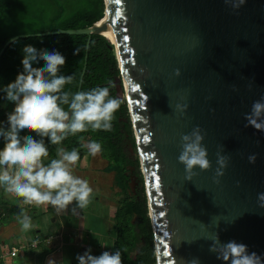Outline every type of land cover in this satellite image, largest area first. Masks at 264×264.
Returning a JSON list of instances; mask_svg holds the SVG:
<instances>
[{
	"label": "water",
	"instance_id": "95a60500",
	"mask_svg": "<svg viewBox=\"0 0 264 264\" xmlns=\"http://www.w3.org/2000/svg\"><path fill=\"white\" fill-rule=\"evenodd\" d=\"M102 2L103 15L89 26L15 35L0 55L17 38L83 34L86 50L91 34L103 36L116 57L115 90L133 134L155 264H228L210 251L217 238L264 260V132L245 119L264 97V0L238 9L233 0ZM197 126L211 167L186 178L181 135ZM217 153L227 158L222 169Z\"/></svg>",
	"mask_w": 264,
	"mask_h": 264
},
{
	"label": "clouds",
	"instance_id": "9594fccd",
	"mask_svg": "<svg viewBox=\"0 0 264 264\" xmlns=\"http://www.w3.org/2000/svg\"><path fill=\"white\" fill-rule=\"evenodd\" d=\"M245 0H233L232 7L238 9ZM21 71L15 79L7 83L2 91L4 99L13 105L7 114V125H0V187L7 194L21 199L25 205H50L57 213L85 209L91 203L93 189L86 179L74 175L73 169L80 160L79 151L57 147V158L45 164L49 156L45 139L52 145L78 133L89 131H111L115 113L119 110L121 100L110 95L109 87H94L89 90L71 92L65 86L73 81L72 75H62L61 69L66 58L57 50L38 49L32 44L22 47ZM75 49L73 55H77ZM43 66H40V65ZM179 75V70L176 71ZM182 113L187 105L177 104ZM247 125L264 132V97L254 101L251 111L245 115ZM22 133H32L24 134ZM38 137V138H37ZM203 135L197 126L188 134L181 135L178 161L184 165L186 178H191L194 168L208 170L207 149L202 145ZM81 147L95 157L101 150L99 142H84L80 137ZM249 162L255 156H249ZM217 163L222 169L227 158L217 153ZM216 175H223L217 169ZM260 206L264 207V193L258 194ZM23 231L33 225L31 217L21 208L17 216ZM217 253V258L228 264H264L261 256L249 253L244 244L229 241L220 244L218 238L210 248ZM78 264H122L121 251H103L92 255L87 250L77 255ZM189 264H199L193 259Z\"/></svg>",
	"mask_w": 264,
	"mask_h": 264
},
{
	"label": "trees",
	"instance_id": "16d2710c",
	"mask_svg": "<svg viewBox=\"0 0 264 264\" xmlns=\"http://www.w3.org/2000/svg\"><path fill=\"white\" fill-rule=\"evenodd\" d=\"M102 15V0H0V47L15 35L84 28ZM86 37L83 34L28 36L17 38L4 49L0 55V125H7V114L13 108L4 99L2 89L21 71V50L26 44L49 51L55 49L66 58L60 74L72 75L73 81L65 86V90L77 92L80 80L78 91L97 86L109 87L110 95L119 98L115 90L118 69L111 44L103 36L91 34L85 50ZM75 49L78 50L77 55H73ZM119 99L121 105L115 113L111 131L93 132L89 129L76 136L70 135L60 145H52L45 139L49 156L44 163L57 158V147L68 151L76 148L82 158L86 151L81 147L80 137H83L84 142H99L102 150L98 155L106 162L101 171L112 173V185L117 188L116 194L120 196V203L114 208L111 217L113 235L108 241V251L120 250L122 264H155L153 236L146 213L138 162L136 158L129 161L126 157L128 148L134 152V139L125 101L123 98ZM24 134L32 133H22ZM2 146L3 140L0 138V147ZM128 166H132L136 181L133 190L129 188Z\"/></svg>",
	"mask_w": 264,
	"mask_h": 264
},
{
	"label": "rangeland",
	"instance_id": "374dc122",
	"mask_svg": "<svg viewBox=\"0 0 264 264\" xmlns=\"http://www.w3.org/2000/svg\"><path fill=\"white\" fill-rule=\"evenodd\" d=\"M85 151L78 166L75 165L73 169L74 175L86 179L93 189L91 203L84 209V213L81 212V214L77 213L72 216L69 212L72 206L70 205L65 217L55 218V212L50 209V213L45 214L42 219L35 217L34 220L35 225L39 226L38 232L40 234L46 232H50L51 234L55 233L59 229L58 220L61 224L63 223L62 225L65 228L73 225L72 239H68L65 235L62 238L64 240L67 238L71 243L62 241L59 245L58 241L54 242V244H58L59 247L57 251L53 253V257H50L54 258L57 256L55 262L53 261L51 264H78L76 259L77 255H83V253L89 249L92 255L98 256L103 251H108V241L113 235L111 222L112 210L114 211V208L120 203V197L117 194H113L114 190L117 193V188L112 185V173L106 174L105 172L99 171V168L104 165L105 161L101 158L99 159L98 155L95 157L89 155L86 148ZM2 193L7 194L3 187H0L1 263L50 264V262H46L42 259L43 254H40V256L38 254L42 251V245H38L36 249L29 247L27 239L30 233L29 231L22 230V226L17 219L20 213V210L16 211L17 198L7 194L6 196L9 198L6 197V203H3L2 200L4 198L1 195ZM24 211L28 216L32 217V212H30L26 206L24 207ZM31 220L33 221V219ZM41 225H48L50 229L40 227ZM80 245H84V247ZM10 247H15L18 250L16 256L9 257L4 255ZM20 252L23 253L22 257L19 256Z\"/></svg>",
	"mask_w": 264,
	"mask_h": 264
},
{
	"label": "crops",
	"instance_id": "0c3cea01",
	"mask_svg": "<svg viewBox=\"0 0 264 264\" xmlns=\"http://www.w3.org/2000/svg\"><path fill=\"white\" fill-rule=\"evenodd\" d=\"M99 158V157H98ZM100 159V158H99ZM46 160V159H45ZM102 167V166H101ZM100 167V168H101ZM99 168V171H101V169ZM106 174H110V173H106ZM112 178V177H111ZM94 181V180H93ZM113 194H116V191L114 190L113 191ZM2 196H3V200H2V202L4 203H6V200H5V198L7 197L6 195L7 194H4V193H2L1 194ZM11 197H13V196H11ZM7 198H9V197H7ZM16 205H17V208H16V211H18V210H21V208H23L24 209V207L26 206L27 207V209L30 211V212H32V217H31V219H33V221H32V225H33V227L30 229V230H28L29 231V237H28V243H30V241H33V240H36L38 243H37V245H36V247H34L35 249L38 247V245H42V251L40 252V253H38L39 254V256H40V254H43L42 255V259L44 260V261H46V262H50V264L54 261L55 262V260H56V258H57V256H55L54 258H50V257H53V253L54 252H56L57 251V249H58V247H59V245L61 244V242L62 241H68L69 243H71L70 242V240H67V238L66 237H68V239H72V232H73V225L72 226H68V228L66 227H64L62 224H61V222L58 220V227H59V229L55 232V233H50V232H46V233H44V234H40L39 232H38V227L39 226H37V225H35V223H34V220H35V217H39V218H43L44 217V215L45 214H49L50 213V209H52L54 212H55V218L56 217H65L66 215H67V211L66 212H61V213H57L50 205H47V206H39V207H37V206H35V205H25V204H23V202H22V200L21 199H18L17 198V202H16ZM75 206V205H74ZM73 205L71 206V208H70V214L72 215V216H74V215H76L77 213H79V214H81V212H83L84 213V209L83 210H81V209H77L76 210V212H75V214L71 211V209L74 207ZM112 212H113V210H112ZM54 219V218H53ZM53 221V220H52ZM13 222V221H12ZM40 227H43V228H45V229H50V228H48V225H46V226H43V225H41ZM65 231H66V233H65ZM64 235L66 236L65 238V240L64 239H62L63 237H64ZM46 241V242H45ZM55 241H58V244L57 245H55L54 244V242ZM77 244V243H76ZM80 246H82V247H84V245H80ZM25 252V251H24ZM19 256H23V253H19Z\"/></svg>",
	"mask_w": 264,
	"mask_h": 264
},
{
	"label": "flooded vegetation",
	"instance_id": "af4514ba",
	"mask_svg": "<svg viewBox=\"0 0 264 264\" xmlns=\"http://www.w3.org/2000/svg\"><path fill=\"white\" fill-rule=\"evenodd\" d=\"M130 124V123H129ZM131 128V127H130ZM131 132H132V130H131ZM133 135V134H132ZM135 145V144H134ZM99 156V155H98ZM126 157H127V160H129V161H132V160H134V158H136L137 159V155H136V151H135V147H134V152H133V150H131L130 148H128V150L126 151ZM100 158V157H99ZM105 161V160H104ZM137 162H138V160H137ZM106 163V162H105ZM105 163H104V165H105ZM103 165V166H104ZM77 166V165H76ZM102 166V167H103ZM102 167L100 168V169H102ZM128 173H127V175H128V178H129V188H130V190L132 189L133 190V185L136 183V181H135V177H134V174H133V169H132V166H128ZM119 196V195H118ZM120 197V196H119Z\"/></svg>",
	"mask_w": 264,
	"mask_h": 264
},
{
	"label": "bare ground",
	"instance_id": "6f19581e",
	"mask_svg": "<svg viewBox=\"0 0 264 264\" xmlns=\"http://www.w3.org/2000/svg\"><path fill=\"white\" fill-rule=\"evenodd\" d=\"M108 23V15L107 13H105L103 19L101 20V24L102 25H106ZM103 35L111 41V43H114V38H113V35H112V32L110 31V29H105L103 30Z\"/></svg>",
	"mask_w": 264,
	"mask_h": 264
},
{
	"label": "built area",
	"instance_id": "2783aa9c",
	"mask_svg": "<svg viewBox=\"0 0 264 264\" xmlns=\"http://www.w3.org/2000/svg\"><path fill=\"white\" fill-rule=\"evenodd\" d=\"M37 243L38 242L36 240H33V241H31L30 244L28 243V245H29L30 248H34V247H36ZM17 252H18V250L15 247H10L8 249V251L4 253V255L5 256H9V257H14V256H16Z\"/></svg>",
	"mask_w": 264,
	"mask_h": 264
}]
</instances>
